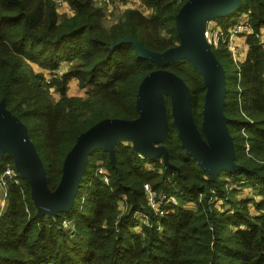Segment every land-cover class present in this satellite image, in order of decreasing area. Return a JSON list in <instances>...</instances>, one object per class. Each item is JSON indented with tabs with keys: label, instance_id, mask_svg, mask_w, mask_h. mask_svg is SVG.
Returning <instances> with one entry per match:
<instances>
[{
	"label": "trees",
	"instance_id": "obj_1",
	"mask_svg": "<svg viewBox=\"0 0 264 264\" xmlns=\"http://www.w3.org/2000/svg\"><path fill=\"white\" fill-rule=\"evenodd\" d=\"M66 1L72 16L60 15L52 0H0V100L27 124L51 189L81 132L105 117L138 116V86L158 66L134 44L112 43L134 37L155 51L175 46V15L186 2L142 0L150 15L127 8L106 25L105 9L95 0ZM242 13L253 27L245 58L236 64L225 46L213 51L225 68L224 112L235 161L244 168L223 170L214 181L181 145L166 96L170 128L163 143L172 166L162 156H141L129 142L117 143L115 165L108 152L95 150L73 207L57 216L38 215L29 183L19 174L0 213V264H264V0H243L215 21L228 28ZM62 62L67 69L50 82L33 68L54 71ZM165 67L190 86L200 127L206 90L201 75L186 59ZM73 77L87 88L85 97L67 94ZM6 163L13 164L7 154L2 167ZM99 166L107 168L108 182ZM146 183L156 194L175 196L178 205L160 215L148 203ZM240 190L252 194L238 198Z\"/></svg>",
	"mask_w": 264,
	"mask_h": 264
},
{
	"label": "water",
	"instance_id": "obj_2",
	"mask_svg": "<svg viewBox=\"0 0 264 264\" xmlns=\"http://www.w3.org/2000/svg\"><path fill=\"white\" fill-rule=\"evenodd\" d=\"M243 0H186L175 15L179 43L164 51L142 46L134 37L112 43L111 48L130 42L138 54L155 63L158 68L146 74L136 98L138 116L135 118L105 117L81 132L67 152L60 181L51 189L47 170L29 136L27 124L0 100V165L3 156L12 158L19 174L30 186L31 199L39 216H57L73 207L90 154L101 149L116 164V146L129 142L143 157L162 156L169 166V153L163 143L169 133V112L166 96L171 103V116L177 135L186 153L217 181L221 171L234 172L244 168L235 161L233 137L224 112L227 89L226 72L208 43L207 23L234 13ZM186 59L201 75L205 85L202 120L199 127L193 115L192 92L186 81L165 66Z\"/></svg>",
	"mask_w": 264,
	"mask_h": 264
},
{
	"label": "built area",
	"instance_id": "obj_3",
	"mask_svg": "<svg viewBox=\"0 0 264 264\" xmlns=\"http://www.w3.org/2000/svg\"><path fill=\"white\" fill-rule=\"evenodd\" d=\"M57 10L65 12L68 16H72L75 12L66 0H52ZM96 1V0H95ZM104 5L118 6L123 0H100ZM130 1V0H127ZM253 32V27L249 21L247 13H242L239 19L228 28H224L215 19L208 21L205 36L210 44L211 48H218L225 46L234 61L238 64L245 56L242 54L243 45L241 46L242 39L245 43V37ZM241 41V42H240ZM246 45V44H245ZM264 47V44H263ZM64 69L58 68L54 71H49L47 75V81L50 82L56 77H62ZM98 172L102 174L106 182L109 181V172L106 167L99 166ZM19 172L16 170L14 163H6L2 167L0 165V198L4 205L7 204L8 198V185L11 182H18ZM144 189L147 192V199L149 205L157 211L160 215L165 214L168 211V206L178 205V200L173 195H168L165 192L156 194L148 183L144 185ZM145 216V214H142ZM64 225H67V221H64Z\"/></svg>",
	"mask_w": 264,
	"mask_h": 264
},
{
	"label": "rangeland",
	"instance_id": "obj_4",
	"mask_svg": "<svg viewBox=\"0 0 264 264\" xmlns=\"http://www.w3.org/2000/svg\"><path fill=\"white\" fill-rule=\"evenodd\" d=\"M96 4L103 6L105 9V19H104V23L106 25H109L113 22H115L116 20H118V18L122 15V13L127 9V8H135L140 10L141 12H143L145 15H150L152 13V9L148 6H146L142 0H123L118 6H108V5H104L103 2H101L100 0H96ZM57 10V9H56ZM57 12L60 15H67L65 12H62L60 10H57ZM242 46V44H241ZM243 51V50H242ZM60 67L62 68V66L60 65ZM57 70V69H56ZM70 88L69 92L67 90V94L69 96H80V97H85L86 96V91L82 88H80L78 86V84H71L69 86L68 83V89ZM51 96L53 97L54 100L59 99L58 97V93L54 90V88H51ZM236 186V185H234ZM251 190H246L245 192H242L240 190V193L237 195L238 198H244L247 195H250ZM6 207V205L3 206L2 202H1V198H0V213L2 212V210H4ZM251 208L253 209V206L251 205ZM138 229V228H137Z\"/></svg>",
	"mask_w": 264,
	"mask_h": 264
},
{
	"label": "crops",
	"instance_id": "obj_5",
	"mask_svg": "<svg viewBox=\"0 0 264 264\" xmlns=\"http://www.w3.org/2000/svg\"><path fill=\"white\" fill-rule=\"evenodd\" d=\"M240 42H241V41H240ZM241 43H242V45H243V51H242V54H243V56H246V53H247V50H248L247 45H245L243 39H242V42H241ZM61 66H62V69H64V71H65V70L67 69L68 62H62ZM33 68L35 69L36 72H44V73L46 74V77H47V75H48V73H49V71H48L47 69L42 68V67H39V66L36 65V64H33ZM59 68H61V67H59ZM73 83L78 84V80H77L76 78H74V77L69 81V86H70L71 84H73ZM82 89H84L85 91H87V88H82ZM69 90H70V88L68 89V92H69ZM68 94H69V93H68ZM58 97H60L59 93H58Z\"/></svg>",
	"mask_w": 264,
	"mask_h": 264
}]
</instances>
